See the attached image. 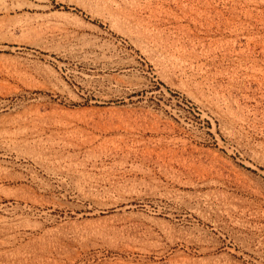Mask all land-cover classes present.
I'll return each mask as SVG.
<instances>
[{
  "label": "rangeland",
  "instance_id": "obj_1",
  "mask_svg": "<svg viewBox=\"0 0 264 264\" xmlns=\"http://www.w3.org/2000/svg\"><path fill=\"white\" fill-rule=\"evenodd\" d=\"M100 96L141 124L83 125ZM0 116L39 204L0 264H264V0H0ZM116 201L157 237L94 236Z\"/></svg>",
  "mask_w": 264,
  "mask_h": 264
},
{
  "label": "bare ground",
  "instance_id": "obj_2",
  "mask_svg": "<svg viewBox=\"0 0 264 264\" xmlns=\"http://www.w3.org/2000/svg\"><path fill=\"white\" fill-rule=\"evenodd\" d=\"M100 97L101 98L98 101H92V103H97L99 105V107L98 106L97 107L91 106L87 110L88 115H86L85 117H82L83 125L88 126V124L91 123V124H93L95 126H99V127H100V125H105V126H108V128L109 127L110 128L111 127H118L119 128V126L141 124L142 119L141 118L139 119L135 114H133V112L131 110H129L127 107L120 108L118 106L121 103H125V106H127L129 104L128 97H124L122 99H117V100H110L109 97H104V96H100ZM118 100H122V102L118 101ZM83 115H85V114H83ZM3 117L4 116H0V140H1L0 142L1 143L7 142V140H10L14 136V132H11L9 127L8 128L5 127ZM123 128L125 129V127H123ZM126 129H127V127H126ZM35 143H36V141H35ZM5 144H9V143L7 142ZM3 145H4V143H3ZM38 146H40V144L39 145L37 144V147ZM5 150H6V148H5ZM29 158H28V160L35 162V160H34L35 157L30 158V159ZM39 162H41V161H39ZM3 171L4 170L0 167V185H1V183H4V184H2V186H0V188H3L4 185H6L7 183H13V184L17 183V180L15 178H12L11 180L8 179L7 176L3 173ZM22 187L25 188L27 186H22ZM29 195L28 194L26 195L23 192H22V196L10 195V194H7V193L3 192L2 190H0V233L8 232L10 229L13 230V228H12L13 222H15L14 220H16L15 217L17 218L16 214H15V216H12V215H14L13 212H11L12 214L7 212L6 206L3 203L5 201L12 200L15 202L16 206L18 204L19 205L22 204L23 209L24 208L32 209L34 206L39 205V204L37 202L38 200L36 201V199H34L33 197H31ZM111 207L114 208L115 214L109 218H106L105 224L103 226H100V227L94 226L93 228H90V230L94 236L96 235V236L101 238V237H105L108 235H113L114 237L117 238V240L120 243L124 242V241L128 242V244L125 247H127V246L129 247L130 245L134 246L135 243L132 241V240H134V238L131 240L132 237H141L145 234L153 235V236L157 237L158 233L154 232L155 230L153 231V228H152L153 226L155 227L157 225V221L155 219H153L152 217H148V216H142L141 214H133V212H127V210L129 208L133 209L132 206L122 205V203L120 201H116V202L112 203L110 206H104L102 209H98L97 211H95V213L97 214V213L106 212ZM22 220H19V221H21V224H22ZM23 222H25V220ZM18 225H20V224H18ZM25 225L27 226L28 223L27 224L25 223ZM160 226H161V224H160ZM37 227H39V226H37ZM22 228H24V227H22ZM33 229H31V233H32ZM35 229H36V227H35ZM41 229H42V227H41ZM17 231H16V233H18ZM26 231H27V228H26ZM37 231H38V229H37ZM167 231H168V229H167ZM28 232H29V230H28ZM160 233L164 234L165 232H162V230H161ZM166 233L169 234L168 232H166ZM11 236H13V235H11ZM42 237H44V235ZM13 238H14V236H13ZM40 238L41 237H39V239ZM180 240H181V242H184L185 244H189L191 242L188 239L184 240V238L180 239ZM120 248H122V247H119L118 249H120ZM138 248H140V247H138ZM118 249H117V251H118ZM122 250H125V249L122 248ZM134 250H137V249H134ZM138 250H140V249H138ZM34 254H36V253H34Z\"/></svg>",
  "mask_w": 264,
  "mask_h": 264
}]
</instances>
